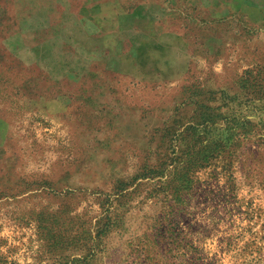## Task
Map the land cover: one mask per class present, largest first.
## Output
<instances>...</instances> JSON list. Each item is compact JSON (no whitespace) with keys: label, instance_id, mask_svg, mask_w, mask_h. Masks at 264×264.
Returning <instances> with one entry per match:
<instances>
[{"label":"rangeland","instance_id":"rangeland-1","mask_svg":"<svg viewBox=\"0 0 264 264\" xmlns=\"http://www.w3.org/2000/svg\"><path fill=\"white\" fill-rule=\"evenodd\" d=\"M0 264H264V0H0Z\"/></svg>","mask_w":264,"mask_h":264}]
</instances>
